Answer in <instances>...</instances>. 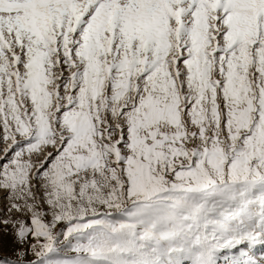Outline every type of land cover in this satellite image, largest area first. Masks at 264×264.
Here are the masks:
<instances>
[{
    "label": "snow or ice",
    "instance_id": "obj_1",
    "mask_svg": "<svg viewBox=\"0 0 264 264\" xmlns=\"http://www.w3.org/2000/svg\"><path fill=\"white\" fill-rule=\"evenodd\" d=\"M0 264H264V0H0Z\"/></svg>",
    "mask_w": 264,
    "mask_h": 264
},
{
    "label": "rangeland",
    "instance_id": "obj_2",
    "mask_svg": "<svg viewBox=\"0 0 264 264\" xmlns=\"http://www.w3.org/2000/svg\"><path fill=\"white\" fill-rule=\"evenodd\" d=\"M0 148H2V142H0ZM3 196H4V193L0 192V208H3V206H4ZM253 251H254L255 257L256 256H259V258L264 257V252H263L264 251V246H258L257 245V246H255ZM8 254H9V252H8L7 249H4L3 251H0V255H8Z\"/></svg>",
    "mask_w": 264,
    "mask_h": 264
},
{
    "label": "bare ground",
    "instance_id": "obj_3",
    "mask_svg": "<svg viewBox=\"0 0 264 264\" xmlns=\"http://www.w3.org/2000/svg\"><path fill=\"white\" fill-rule=\"evenodd\" d=\"M258 246H262V245H258ZM260 252V251H259ZM264 252V251H263ZM263 256V255H262ZM256 258H258L259 259V256H256Z\"/></svg>",
    "mask_w": 264,
    "mask_h": 264
}]
</instances>
